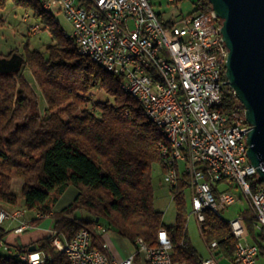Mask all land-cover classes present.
Masks as SVG:
<instances>
[{
    "label": "trees",
    "instance_id": "obj_1",
    "mask_svg": "<svg viewBox=\"0 0 264 264\" xmlns=\"http://www.w3.org/2000/svg\"><path fill=\"white\" fill-rule=\"evenodd\" d=\"M9 1L30 11L51 37L46 54L26 47L20 54L24 59L20 72H0V208L20 206L19 197L12 192V182L22 179L25 209L53 218L52 233L33 244L44 254L41 264H69L65 254L52 245L55 234L71 239L79 230L87 229L93 248L106 251L97 229L101 221L106 230L114 229L134 249L138 239L149 247L157 246L160 230L166 229L173 264H203L204 259L189 237L185 185L170 188L176 207L173 225H165L164 214L155 208L152 174L155 165L162 169L163 137L142 106L122 91V78L80 54L74 40L64 35L41 0H0V10ZM195 5L193 14L212 11L208 0H197ZM158 18L166 28L175 24L164 22L159 14ZM3 25L0 17V28ZM14 53L0 58H10ZM25 68L32 72L47 102L44 116L39 111V98L23 74ZM94 90L103 91L111 100L94 102ZM224 110L244 115L232 89L225 96ZM69 187L76 188L79 196L62 211L54 212ZM263 187L253 181L255 192ZM78 210L92 217L77 216ZM239 215L250 242L262 250L264 232L257 234L253 211L242 209ZM44 219L36 218L31 224L38 226ZM200 232L209 248L216 243L212 249L216 259L233 262L237 240L229 221L206 211ZM4 236L0 226V239ZM28 250L29 247L0 248V264H32L21 258ZM136 263L143 264L141 254Z\"/></svg>",
    "mask_w": 264,
    "mask_h": 264
},
{
    "label": "built area",
    "instance_id": "obj_2",
    "mask_svg": "<svg viewBox=\"0 0 264 264\" xmlns=\"http://www.w3.org/2000/svg\"><path fill=\"white\" fill-rule=\"evenodd\" d=\"M153 0H44V8L61 13L72 25L75 43L85 49L91 61H106L128 87L149 100L150 108L163 126L177 138V148L185 168L186 185L190 191L193 216L199 229L205 222L208 204H216L221 213L238 201L245 202L264 232V187L253 190L258 171L247 154V135L251 129L236 111L224 110V99L230 86L226 78L228 48L221 34L222 21L213 10L193 14L166 28L154 11ZM176 4L182 0H170ZM34 32L40 27L33 28ZM140 54V62L132 61ZM181 76V83H174ZM176 86H183L185 106H178ZM91 112L96 113L94 107ZM164 182L177 187L173 164L160 145ZM22 209L0 208V226L6 221H19L14 229L23 234L33 228ZM38 214L37 218H47ZM236 227V240H243V249L235 250L232 264H258L264 248L251 243L243 220L231 221ZM99 233L107 230L98 227ZM135 251L118 259L107 251L92 246V235L79 230L71 239L55 234L52 245L64 253L69 264H173L172 243L166 229L158 234L152 249L136 240ZM216 243L209 248L212 257L203 264H218L213 255ZM0 248L8 246L0 239ZM21 258L34 264L44 261L37 250L23 252Z\"/></svg>",
    "mask_w": 264,
    "mask_h": 264
},
{
    "label": "rangeland",
    "instance_id": "obj_3",
    "mask_svg": "<svg viewBox=\"0 0 264 264\" xmlns=\"http://www.w3.org/2000/svg\"><path fill=\"white\" fill-rule=\"evenodd\" d=\"M196 1L197 0H182L181 2L174 4L170 0H153L152 5L154 11L162 16L164 22L172 21L174 23H180L183 18L193 15L196 7ZM53 15L59 22L62 30L66 34H71L73 30L72 25L64 17V15L61 13H54ZM0 17L4 19V25L2 28H0V55L8 56L13 51L17 54H24L27 46L31 50H37L39 52H42L43 54H46V49L51 44V37L48 31L43 29V26L41 25L39 20L34 18L30 11H26L21 7H17L11 1H9L6 4V7L3 10H0ZM36 26L40 27V30L34 32L33 28ZM23 74L26 80L30 83V85L36 92L39 98V111L40 114L44 116L47 109V102L45 100V97L43 96L30 69L25 68L23 70ZM93 100L94 102H101L111 100V98L101 90H94ZM88 107L91 108L93 106L89 105ZM152 178L153 189L155 194V208L156 210L164 214L165 225L171 226L175 223L176 207L173 201V196L170 192V187L164 182L163 170L158 165L154 166ZM23 186L24 182L22 179H14L12 182V192L19 197L20 203L24 205V200L22 198ZM78 196L79 191L77 197ZM76 198L71 202L69 200L68 202H70V204L68 205L66 204L68 202L64 201L59 207L60 210L58 212L62 211L64 208L74 203ZM186 198L185 202L188 213L189 237L192 241V244L197 249L198 253L202 256L203 259L211 258V250L203 240L198 222L194 216L190 215L192 211L190 201L191 199L189 197ZM61 199L62 197L58 200V202ZM246 208H248L247 203L238 201L233 206L229 207L227 210L222 211L221 217L226 221H232L239 217V213L242 209ZM76 215L85 218L92 217V215L85 210H78L76 212ZM27 217L35 218L36 213L27 212ZM45 225L48 226L49 231L53 229V218L47 219ZM101 225H103L104 228L105 222L101 221ZM259 231L260 229L258 228L257 234ZM105 234L108 239L107 242L109 241L111 244H113V246L120 252L124 250L130 252L134 251V247L128 241L121 239L114 229L107 228ZM249 240H251V237H249ZM2 252L7 254V252L4 250H2ZM26 260L31 262L30 259ZM216 260L218 264H232L221 258H217ZM31 263L34 264L33 262ZM261 264H264V260H261Z\"/></svg>",
    "mask_w": 264,
    "mask_h": 264
},
{
    "label": "water",
    "instance_id": "obj_4",
    "mask_svg": "<svg viewBox=\"0 0 264 264\" xmlns=\"http://www.w3.org/2000/svg\"><path fill=\"white\" fill-rule=\"evenodd\" d=\"M222 21L221 34L228 48L227 83L244 109L251 129L248 158L264 185V0H208ZM20 54L0 58V72L18 73ZM99 221V219H97ZM33 246L30 251H35Z\"/></svg>",
    "mask_w": 264,
    "mask_h": 264
},
{
    "label": "bare ground",
    "instance_id": "obj_5",
    "mask_svg": "<svg viewBox=\"0 0 264 264\" xmlns=\"http://www.w3.org/2000/svg\"><path fill=\"white\" fill-rule=\"evenodd\" d=\"M42 6L44 8V0H41ZM47 12L51 13L52 15L55 12H51L50 8H44ZM64 32V31H63ZM64 35L67 38L73 39L75 42V34L72 32L71 34H66L64 32ZM78 51L80 54L85 55V49L84 47L81 46L80 43H75ZM132 61L133 62H140V54H132ZM228 61V57H226V64ZM99 67L102 69L111 72L116 75V71L113 70L112 66H108V63L106 61H94ZM174 83H181V76H174ZM120 87L122 91L133 97L144 109L146 116L157 126L159 129L162 137H163V142L161 145L164 147V151L166 153V156L168 157L169 162H172L173 164V175L176 180V184L183 183L186 185V178H185V168H184V163L183 160L180 159V155L178 153V148H177V138H173L170 131L166 128V126H163L162 122H160L157 117L154 116L152 109L150 108V102L148 99L143 97L140 92L135 90L133 87H128L127 83L122 79ZM176 98H178V106H185V96H183V86H176ZM244 110V109H243ZM246 121V118H245ZM250 126V125H249ZM247 151H248V145H247ZM183 194L185 197H190V191L188 188H185L183 191ZM187 199V198H186ZM191 201V216H193V205H192V200ZM208 211H216V204H208ZM218 217H221V213H215ZM229 224L232 229V235L236 236V227L234 224H232L231 221H229ZM142 240V239H138ZM142 247L145 249H152V247H149L143 240H142ZM236 249H243V240H237V245Z\"/></svg>",
    "mask_w": 264,
    "mask_h": 264
},
{
    "label": "crops",
    "instance_id": "obj_6",
    "mask_svg": "<svg viewBox=\"0 0 264 264\" xmlns=\"http://www.w3.org/2000/svg\"><path fill=\"white\" fill-rule=\"evenodd\" d=\"M78 195V190L74 187H69L68 190L64 193V195L62 196V199L56 204V206L54 207V212H58L60 210V206L62 205V203L64 201L68 202L70 200V202L72 200H74ZM65 202V203H66ZM70 202L66 203L67 205L70 204ZM64 205V204H63ZM65 207V206H64ZM62 207V208H64ZM6 209H12L10 207H7ZM15 209H22L26 212L25 214V219L28 221H33L34 219H36L38 217V213L36 211H32L34 213H36V217H27V211L24 207L23 204L20 203V206L18 208ZM30 213V212H29ZM52 218V217H47L43 220V222L38 225V226H33V228L23 234H16L14 232V229L19 226V221H6L3 223V225H1V227L4 229L5 232V236H4V243L12 248L15 249L17 247H29V250L31 247H35V245L33 244H37L38 241L48 237L53 229H51L50 231L48 230V226L45 225L47 219ZM102 235V238L104 240V243L107 246V251L112 254L113 256H115L118 259H124L126 257H128L130 254H132L133 252L130 251H122L120 252L119 250H117L113 244H111L109 241L107 242V236L105 233L100 232ZM36 248V247H35ZM202 257V256H201ZM261 260H264L263 256L259 257L258 260V264H261ZM230 263V262H229Z\"/></svg>",
    "mask_w": 264,
    "mask_h": 264
}]
</instances>
